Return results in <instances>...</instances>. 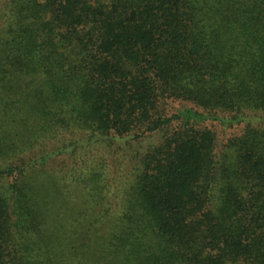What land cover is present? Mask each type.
<instances>
[{
    "label": "trees",
    "instance_id": "1",
    "mask_svg": "<svg viewBox=\"0 0 264 264\" xmlns=\"http://www.w3.org/2000/svg\"><path fill=\"white\" fill-rule=\"evenodd\" d=\"M0 264H264V0H0Z\"/></svg>",
    "mask_w": 264,
    "mask_h": 264
}]
</instances>
